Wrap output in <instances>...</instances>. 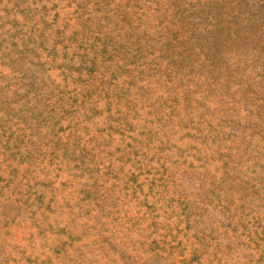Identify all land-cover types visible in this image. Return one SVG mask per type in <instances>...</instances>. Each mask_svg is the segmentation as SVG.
I'll use <instances>...</instances> for the list:
<instances>
[{
    "label": "rangeland",
    "instance_id": "374dc122",
    "mask_svg": "<svg viewBox=\"0 0 264 264\" xmlns=\"http://www.w3.org/2000/svg\"><path fill=\"white\" fill-rule=\"evenodd\" d=\"M0 264H264V0H0Z\"/></svg>",
    "mask_w": 264,
    "mask_h": 264
}]
</instances>
